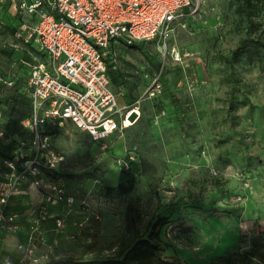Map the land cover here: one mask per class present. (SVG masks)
Segmentation results:
<instances>
[{
	"label": "rangeland",
	"instance_id": "374dc122",
	"mask_svg": "<svg viewBox=\"0 0 264 264\" xmlns=\"http://www.w3.org/2000/svg\"><path fill=\"white\" fill-rule=\"evenodd\" d=\"M190 1L165 46L150 41L111 48V70H118L122 80L114 88L129 90L137 111L128 118L127 130L99 143L63 121L47 135V149L59 155L57 173L41 170L34 177V187L49 193H42L43 201L26 220L27 240L20 245L29 243L31 234L35 253L46 259L113 256L144 234L150 220L166 216L157 256L203 264L235 249L240 233L245 248L252 231L264 228V5L250 24L241 0ZM12 3L10 12L16 13V0ZM5 22L0 24V140L13 142V150L17 145L27 150V119L14 110L27 108L26 65L39 55ZM241 40L251 49L230 61ZM153 80L161 92L146 97ZM11 115L23 127L8 136L3 126ZM125 155L132 157L127 167L120 163ZM126 168L133 187L120 193L117 185L127 182L121 174ZM20 171L0 160V199L5 201L0 204L14 221L9 201L23 179L33 181L29 175L19 178ZM55 175L62 178L63 196L73 199L69 207L46 199L54 196ZM56 205L62 209L53 211ZM58 218L63 219L60 227ZM0 232L5 244L2 233L12 231L2 227ZM19 253L16 248L8 255L14 261Z\"/></svg>",
	"mask_w": 264,
	"mask_h": 264
},
{
	"label": "built area",
	"instance_id": "2783aa9c",
	"mask_svg": "<svg viewBox=\"0 0 264 264\" xmlns=\"http://www.w3.org/2000/svg\"><path fill=\"white\" fill-rule=\"evenodd\" d=\"M190 3V0H16L15 11L28 18L23 19L20 33L41 54V59L29 65L31 113L26 123L31 137L26 150L28 157H23L21 149L15 157L22 159L19 178L29 175L33 185H37L34 177L43 168L56 170L59 155L47 149V136L42 129L45 125L68 121L99 143L131 125L128 118L134 109L119 107L110 87L105 61L109 49L117 43L150 41L165 46L174 24H180ZM160 92V83L153 80L146 97ZM5 163L14 169L13 162ZM52 190L54 196L47 197L50 203L71 205L72 197L62 194L61 179L55 181ZM4 202L1 198L0 203ZM13 220L14 216L3 211L0 204V223L13 231L16 229ZM62 222L63 219H56V226L60 227ZM28 240L29 243L18 246L20 255L16 261L5 258L2 264L46 261V256L35 253L31 234Z\"/></svg>",
	"mask_w": 264,
	"mask_h": 264
},
{
	"label": "trees",
	"instance_id": "16d2710c",
	"mask_svg": "<svg viewBox=\"0 0 264 264\" xmlns=\"http://www.w3.org/2000/svg\"><path fill=\"white\" fill-rule=\"evenodd\" d=\"M263 5H264L263 0H241L240 10L243 16L251 24L252 18L261 12ZM12 7H13V3L11 0H6L0 3V24L6 25L5 20L7 22H10L12 24L13 30H15V34L17 35V37L21 38L22 41L27 46L31 47L32 49L36 50L37 53H39L36 47L32 44V42L26 41L23 34L20 33V26L23 22V19H21L17 15L18 14L17 12L16 13L10 12V9H13ZM125 46L136 47V44L132 43L130 45H125ZM112 47H110L109 52L105 59L106 68H107L106 72L109 81H111L113 85H116L117 80L120 77V74L118 71L111 70L112 67L111 63L113 62L112 56L114 55V52L111 49ZM250 49H251V44H248L247 40H241L239 44L232 50L229 60L230 61L237 60L243 53L249 51ZM25 59L29 60L28 57H25ZM26 68H27V74H26L25 89H26L27 99L25 101L27 108L24 109L23 111L16 110V108L14 110L17 111V113L20 114V116H22L21 119H27L31 113V95H30V88L27 84V80L29 76V66L26 65ZM244 99L247 101L249 108H252L253 106L250 103L249 99L247 97H244ZM23 101L24 100L21 99V102ZM2 102L3 100L0 98V104ZM231 109H232V103L230 102L228 106V113H230ZM22 127L23 124L21 120L11 115L6 120L3 126V131L8 136L18 135ZM42 129H43V134L47 136L49 134L54 133L56 129V125L54 126L45 125L43 126ZM29 133L31 136L30 130ZM21 141H19V143H21ZM13 147H14L13 142L6 143L0 140V160L3 163L11 161L14 163V168L22 170L21 161H20L22 159L15 160V157L17 156V151H19L20 149V145H17L16 149L14 150ZM21 151L23 157L26 158L28 155V151L24 149ZM131 161H132V157L125 155L120 163L124 167H127L128 163H131ZM42 171L45 172L46 174L57 173V170L54 169L50 170L43 168ZM121 171H122L121 174L123 176H127L128 179L127 182L120 181L117 185V190L120 193H126L133 187V177H132V173L129 172L127 168L126 170H121ZM57 179H62V178L59 175H55V181ZM42 192L43 194L48 195L49 190H47V188L44 187V190H42ZM127 213L132 216V214H130L131 213L130 208H127ZM166 222H167L166 216H156L153 220H150L148 222L144 234L133 237V239L130 241L128 245L119 249L117 253L114 254L113 256L93 257L88 259H73L70 257H51L40 264H180L176 260H170V261L163 260L157 256V253L160 252L162 249L161 241H160V229L165 225ZM13 223L15 224L16 229H14L12 233L18 230L17 221L15 220ZM2 227L6 228L3 223H0V228ZM242 241H244V235L240 233L237 240V247L235 249L228 250L223 254L214 256L203 264H264V228L252 231V234L248 239V245L245 248L240 247ZM18 246L16 247L17 249ZM8 254H10V252L6 249L3 240H1L0 264H2L5 258L11 259ZM18 258L19 256L16 258V260Z\"/></svg>",
	"mask_w": 264,
	"mask_h": 264
},
{
	"label": "crops",
	"instance_id": "0c3cea01",
	"mask_svg": "<svg viewBox=\"0 0 264 264\" xmlns=\"http://www.w3.org/2000/svg\"><path fill=\"white\" fill-rule=\"evenodd\" d=\"M38 55H39L38 58L41 59V54L38 53ZM29 65L30 63H28V66ZM119 74H120V77L117 80V84L113 85L110 81V87L116 97L118 106L124 107L125 109L128 110V109L133 108L131 106L134 103L132 102L133 98L131 96V92L125 88L123 89V91H117L114 88V87L120 88V86H122L121 73L119 72ZM140 102H141V97H139L135 101V103H140ZM134 111L136 110L134 109ZM128 127L124 128V131L127 130ZM117 132H120V131H115L114 133H117ZM114 133H112L111 136ZM20 188H21L20 192L13 195L11 200L9 201V211L16 215V221H18V230L14 233L12 232L2 233L5 236V239H4L6 241L5 247L9 252L15 251L16 247L20 245L21 242L26 240L25 238L27 237V231L29 229V224L26 222V220L31 219L30 216L33 214L34 208L37 206V203H40L41 201H43L42 190L40 192L39 188H35L33 184L31 183L30 179L29 180L26 178L23 179L21 181ZM60 208H61L60 205H56L52 207V210L57 211ZM0 235H1V232H0Z\"/></svg>",
	"mask_w": 264,
	"mask_h": 264
},
{
	"label": "bare ground",
	"instance_id": "6f19581e",
	"mask_svg": "<svg viewBox=\"0 0 264 264\" xmlns=\"http://www.w3.org/2000/svg\"><path fill=\"white\" fill-rule=\"evenodd\" d=\"M132 112H134V111H132Z\"/></svg>",
	"mask_w": 264,
	"mask_h": 264
},
{
	"label": "clouds",
	"instance_id": "9594fccd",
	"mask_svg": "<svg viewBox=\"0 0 264 264\" xmlns=\"http://www.w3.org/2000/svg\"><path fill=\"white\" fill-rule=\"evenodd\" d=\"M130 123H131V121H130Z\"/></svg>",
	"mask_w": 264,
	"mask_h": 264
}]
</instances>
